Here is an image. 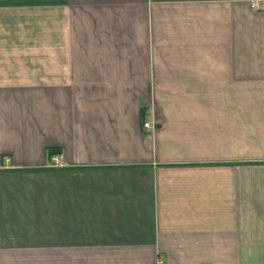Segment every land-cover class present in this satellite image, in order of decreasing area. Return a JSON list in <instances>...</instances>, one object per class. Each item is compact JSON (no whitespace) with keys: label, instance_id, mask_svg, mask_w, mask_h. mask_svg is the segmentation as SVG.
<instances>
[{"label":"crops","instance_id":"obj_1","mask_svg":"<svg viewBox=\"0 0 264 264\" xmlns=\"http://www.w3.org/2000/svg\"><path fill=\"white\" fill-rule=\"evenodd\" d=\"M0 264H264V0H0Z\"/></svg>","mask_w":264,"mask_h":264},{"label":"built area","instance_id":"obj_2","mask_svg":"<svg viewBox=\"0 0 264 264\" xmlns=\"http://www.w3.org/2000/svg\"><path fill=\"white\" fill-rule=\"evenodd\" d=\"M144 127H145V128H150L151 126H150L149 123H145V124H144ZM61 158H62V157H60V159H61ZM6 161H9V160L6 159ZM51 161L54 162L55 165L63 167V164L59 163V157H58V156H52V157H51Z\"/></svg>","mask_w":264,"mask_h":264},{"label":"trees","instance_id":"obj_3","mask_svg":"<svg viewBox=\"0 0 264 264\" xmlns=\"http://www.w3.org/2000/svg\"><path fill=\"white\" fill-rule=\"evenodd\" d=\"M55 153V151L54 150H51V154H54Z\"/></svg>","mask_w":264,"mask_h":264}]
</instances>
